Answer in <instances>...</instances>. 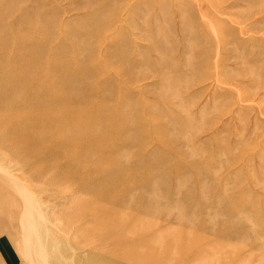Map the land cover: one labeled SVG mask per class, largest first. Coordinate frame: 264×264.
Returning a JSON list of instances; mask_svg holds the SVG:
<instances>
[{
  "label": "rangeland",
  "instance_id": "374dc122",
  "mask_svg": "<svg viewBox=\"0 0 264 264\" xmlns=\"http://www.w3.org/2000/svg\"><path fill=\"white\" fill-rule=\"evenodd\" d=\"M0 264H264V0H0Z\"/></svg>",
  "mask_w": 264,
  "mask_h": 264
},
{
  "label": "bare ground",
  "instance_id": "6f19581e",
  "mask_svg": "<svg viewBox=\"0 0 264 264\" xmlns=\"http://www.w3.org/2000/svg\"><path fill=\"white\" fill-rule=\"evenodd\" d=\"M29 217V216H28ZM28 219H30V217L28 218ZM34 227H35V225H34ZM30 232H31V229H30ZM38 239V238H37ZM37 241V240H36ZM37 243H39V242H37ZM38 246H39V244H38ZM41 252V251H40ZM42 254V253H41ZM41 257V256H40ZM42 258V257H41ZM41 258H40V260H41Z\"/></svg>",
  "mask_w": 264,
  "mask_h": 264
}]
</instances>
